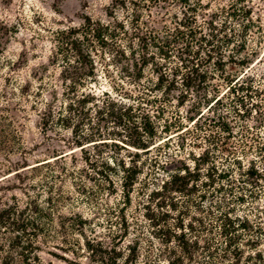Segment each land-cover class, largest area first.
I'll list each match as a JSON object with an SVG mask.
<instances>
[{
    "label": "trees",
    "instance_id": "16d2710c",
    "mask_svg": "<svg viewBox=\"0 0 264 264\" xmlns=\"http://www.w3.org/2000/svg\"><path fill=\"white\" fill-rule=\"evenodd\" d=\"M249 2L231 0L200 15L208 10L201 0H129L123 22L86 17L47 31L60 92L56 85L46 91L42 126L70 132L87 172L63 166L72 151L10 173L41 171V180L27 188L37 186L34 200L0 205V264H43L40 240L74 257L49 252L66 264H264V108L259 85L246 76L264 32ZM168 4L179 11L169 15ZM157 8L165 15L159 28L148 22ZM35 80L40 85L44 76ZM172 138L181 143L161 160ZM6 140L0 137V151L10 154ZM202 141L208 147L201 153L188 151ZM251 152L263 160L244 161ZM64 176L73 188L87 178L100 200L111 198L105 206L119 214L122 235L105 243L80 214H59L66 198L56 183ZM133 197L148 211L150 202L167 199L176 218L151 230L136 224L129 233L125 212Z\"/></svg>",
    "mask_w": 264,
    "mask_h": 264
},
{
    "label": "rangeland",
    "instance_id": "374dc122",
    "mask_svg": "<svg viewBox=\"0 0 264 264\" xmlns=\"http://www.w3.org/2000/svg\"><path fill=\"white\" fill-rule=\"evenodd\" d=\"M201 1L208 10H202L199 14L209 15L226 6L231 0ZM249 1L248 5L253 11V18L259 20L264 32V0ZM131 8L129 0H0V137L5 135L7 143L13 147V152L10 154L0 151V205L10 203L12 198H16L19 205L23 206L30 199L36 198L35 195L39 192L37 186L34 190L27 188L39 184L41 171L39 173L28 169L20 171L17 175H10L26 165L51 159L55 154H68L74 151L66 156L63 166L69 171L79 170L82 175L87 172L86 167L80 161V151L75 149L72 143L70 132L57 127L45 130L42 126L41 118L44 105L47 102L46 91L52 92L50 89L56 85L55 88L53 87V92L57 94L60 92L58 71L48 61L52 45L49 43L51 36L47 31L66 26H78L86 17L92 21L103 23L111 22L114 17L117 21L123 22L125 17L131 13ZM165 8L169 15L179 11L177 4H168L165 5ZM163 14L164 10L151 9L152 17L148 19V22L159 28L160 17H165ZM144 15L143 17H146ZM255 41L256 37L252 36L250 45H253ZM42 68L48 69L49 72L44 74L41 71ZM37 75L44 76V81L40 85L35 80ZM246 76L255 80L259 85L264 108V45L261 46L257 57L253 58L252 64L246 69ZM42 86L45 87V90L42 92L43 96L40 97ZM249 124L256 125L255 122ZM262 133L261 142L264 144V130ZM170 141L169 147L166 146L162 150L161 160L164 154L171 153L172 155L176 145L181 143L180 139L176 138H172ZM231 142H229L230 149H233L235 155H240L237 154L239 151L236 148L237 145ZM198 147L201 148H188V151L198 155L208 146L202 141ZM103 151L107 152L108 149L103 148ZM227 154L226 152L220 153L223 156ZM185 155L183 154L182 158L187 161L188 158ZM71 156L75 158L76 163L70 162ZM263 159L253 152L243 158L244 161H254L256 164ZM57 165H61V163L58 162L54 165V169L58 171L59 169L55 168ZM69 181L67 176H64L60 183H56L57 188L63 190L64 198H66L59 204V214L62 216H66L70 212L80 214L87 220V224L96 233V237L105 243H109V237L114 234L122 235L119 214L109 213L105 206V203L111 205V198L103 196V200H100V197L97 196V187L87 178L83 177L82 183L78 182V185L74 186L75 190ZM137 201L139 199L133 197L132 206L125 212L129 233L135 232L133 227L136 228V224H141L147 230H151L152 228H161L163 225H170L176 218V212L168 208L170 201L167 199H160L157 206V200L150 202L147 206L149 211L139 206ZM92 204L98 208H92ZM259 204L263 205L264 216V202ZM248 208V206H242L238 210H241L243 214L251 215L247 212ZM165 213H167L166 216ZM143 215H150L152 219L147 220ZM146 229L143 228L144 233H146ZM92 235L86 229L85 236L91 237ZM75 239L79 240L80 237L75 236ZM40 245L43 250V253L40 254L43 264H66L51 256L49 252L69 261L75 260L71 255L52 249L51 245L43 246L41 240ZM76 262L87 264L85 259H78Z\"/></svg>",
    "mask_w": 264,
    "mask_h": 264
}]
</instances>
